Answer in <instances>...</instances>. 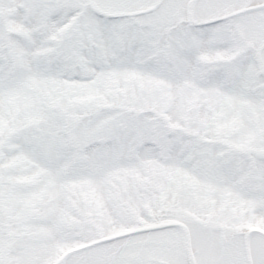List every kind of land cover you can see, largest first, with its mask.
<instances>
[{
    "label": "snow or ice",
    "instance_id": "6c2138e0",
    "mask_svg": "<svg viewBox=\"0 0 264 264\" xmlns=\"http://www.w3.org/2000/svg\"><path fill=\"white\" fill-rule=\"evenodd\" d=\"M0 264H264V0H0Z\"/></svg>",
    "mask_w": 264,
    "mask_h": 264
}]
</instances>
